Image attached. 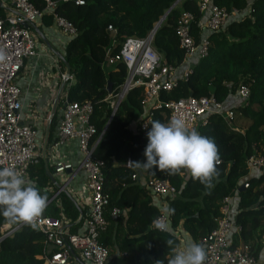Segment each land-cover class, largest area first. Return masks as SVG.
<instances>
[{"label": "trees", "instance_id": "obj_1", "mask_svg": "<svg viewBox=\"0 0 264 264\" xmlns=\"http://www.w3.org/2000/svg\"><path fill=\"white\" fill-rule=\"evenodd\" d=\"M29 1L40 10L44 7L43 0ZM174 1L83 0L78 5L64 1L58 2L53 9L70 20L76 30V34L65 43L62 58L72 76L66 98L92 103L90 121L95 127L93 137L99 136L92 155L103 161L102 186L108 194L106 210L112 207L120 210L115 218H111L108 212L104 213L107 225L97 237L108 251L105 264H154L158 259L165 260L167 264L170 249L166 241L172 239L174 247L177 243L172 230L180 225L192 241L200 243L204 233L214 226L224 196H236L237 199L232 222L238 231L233 233L235 239L231 244H236V238L241 239L250 246L255 257L261 247L264 168L260 169L259 175L246 177L247 186L241 190H238V183L248 171L245 158L251 154H264V0H211L226 10L240 9L250 2L252 10L248 16L229 20L220 29L205 31L209 41L206 54L194 56L195 62L185 79L180 75L175 78L171 89L158 92V99L162 101L209 94L218 101H224L227 93L233 92L239 83L247 86V96L231 107L230 120L237 126L230 128L215 113L207 114L205 122L195 126L201 135L212 138L219 150V179L213 181L214 187L205 188L183 171L176 175L155 168L146 171L147 178L165 179L174 187V192L165 197L166 206L175 209L169 218L171 231L162 233L151 227V221L159 213V204L152 203L145 187L131 178L134 168L124 166L127 157L131 161L144 160V136L150 130V122L159 120L165 123L167 113L163 108H152L146 128L142 132H131L127 125L134 113H142L143 116L146 110L141 103V86L136 85L127 90L111 114L105 86L109 82L111 93L116 92L125 78V68L118 63L103 71V54L113 39L111 47L116 51L125 36L144 35ZM197 2L178 0L154 30L152 46L169 65L177 66L183 59V51L178 47L173 31L180 11L186 10L193 15L191 29L194 39H198L196 23L201 13ZM41 19L49 22L52 18L50 14L43 13ZM108 24L113 31L106 28ZM59 62L65 68L62 60ZM56 123L52 114L46 141L55 132ZM32 167L35 170L32 171ZM28 175L34 177L36 186L49 199L51 193L45 191V185L50 181L42 166L29 165ZM57 196L59 207L48 200L43 213L56 217L62 211L65 216L74 218L76 205L62 191ZM5 222L0 215V225ZM41 237L38 229L27 224L13 230L0 240V264H41Z\"/></svg>", "mask_w": 264, "mask_h": 264}, {"label": "built area", "instance_id": "obj_2", "mask_svg": "<svg viewBox=\"0 0 264 264\" xmlns=\"http://www.w3.org/2000/svg\"><path fill=\"white\" fill-rule=\"evenodd\" d=\"M44 7L40 10L29 0H1L0 7V49L6 54V60L0 62V167L11 166L26 177L29 165L37 163L43 158L38 151V134L32 122L25 121V114L20 100V91L15 78L24 62L36 55V39L33 26L38 23L43 13L50 14L54 26L67 37L74 36L76 30L70 20L53 11L58 2L72 1L82 4L83 0H43ZM198 11L207 12L206 18L201 16L196 23L194 39L191 29L193 15L182 10L175 18L173 26L177 37V45L183 51V59L192 56H204L209 41L205 31L222 28L229 20H237L248 16L251 12L250 2L245 7L226 10L211 0H198ZM113 31L110 24L106 26ZM153 33L151 29L142 36L128 35L123 38L119 48L112 51L110 46L105 49L102 64L115 66L120 63L125 68V78L117 87L116 92H109L106 96L111 114L128 89L141 86V103L146 107L144 115L139 119L137 129L143 131L152 115V108H163L167 113L166 122L173 115L184 118L189 128H195L197 123H204L205 116L215 113L227 124L231 125V107L224 106L223 101L216 100L211 94L201 96H185L171 100H159L160 90H169L175 85L173 77L174 66L164 62L163 57L152 46ZM60 68L58 77L65 84L62 108L56 123L55 138L57 142L68 139L76 140L80 152V160L73 164L61 157L53 159L50 174L53 178L68 170L69 176L58 181L62 184L54 188V197L68 184L74 173L82 170L84 173L83 186L87 193V210L84 215L80 212L74 218L63 213L58 216L42 214L37 222L41 233V264H105L108 251L97 239L100 231L107 225L104 213L111 218L119 213V208L106 210L108 194L104 191L103 161L92 155L93 148L99 136L94 138L95 127L90 121L93 106L90 101H73L66 98V89L72 76L62 68L60 63H54ZM190 68L182 72L183 79L190 73ZM248 94L245 84L239 83L227 97H237L243 100ZM225 100V99H224ZM111 115L109 116L110 119ZM108 122V121H107ZM106 125V124H105ZM130 158L124 161L125 167H131ZM245 164L250 168H264V154H251L245 158ZM134 178V174L131 175ZM244 181L242 187H246ZM145 189L151 196L160 198V208L166 206L165 197L174 192V187L165 179L148 177L144 183ZM229 196L222 197L219 214L215 218L214 226L207 230L200 244L206 251L204 264H255L256 257L252 254L247 243L233 245L229 241V232L233 222L229 213ZM164 202V203H163ZM159 213L157 216L161 215ZM156 216V217H157ZM23 222H5L0 225V240L17 229ZM152 227V224H151ZM238 230V227H237Z\"/></svg>", "mask_w": 264, "mask_h": 264}, {"label": "crops", "instance_id": "obj_3", "mask_svg": "<svg viewBox=\"0 0 264 264\" xmlns=\"http://www.w3.org/2000/svg\"><path fill=\"white\" fill-rule=\"evenodd\" d=\"M1 1V0H0ZM1 8V7H0ZM2 14L3 9L1 8ZM207 12L201 14V20L206 18ZM33 31L36 39V55L32 58L27 59L24 65L21 67L19 73L15 78V83L20 91V100L22 102V109L25 114V121L32 122L37 129L38 134V151L41 154L43 151V158H39L35 167L41 165L44 170V165L51 169L49 164L53 159L61 157L63 160H67L73 164H76L80 160V152L77 149L76 140L68 139L63 142L55 141V132L51 133V137L46 141L47 136V126L49 117L54 114L55 123L59 119L60 111L63 103V96L65 95V84L62 83L58 77V72L60 68H57L54 63H60L64 55V45L68 41L69 37L62 34L53 24L52 19L46 22L40 19L38 23L33 26ZM195 62L194 56L182 59V62L174 66L173 77L177 78L185 71L187 68H191L192 64ZM105 66V64H102ZM103 69V67H102ZM241 100L237 97H227L223 101L224 106L232 107L240 103ZM143 107V106H142ZM134 113L132 120L128 123L127 128L131 132H142L138 131L137 124L142 116V113ZM198 124V123H197ZM230 128H234L237 125H233L230 122ZM229 126V125H228ZM55 129V128H54ZM137 129V130H136ZM145 142L147 144V137L144 136ZM42 156V154H41ZM145 159V158H144ZM144 161V160H143ZM141 161V162H143ZM41 162V163H40ZM132 167V165H131ZM32 171L35 168L32 167ZM45 172V171H44ZM261 173L258 168H250L247 171L246 176L242 177L238 185L242 186L246 177L257 176ZM46 174V173H45ZM134 180L139 185L144 187L146 177V171L134 169ZM47 175V174H46ZM144 175V181H141V176ZM48 176V175H47ZM69 176V171H63L61 174L57 175V180ZM27 181H33L34 177L30 178L27 172ZM49 178V177H48ZM132 178V177H131ZM50 181V180H49ZM84 173L82 170L73 174L68 180V184L61 190L68 198L76 205L77 212L75 216L80 212L82 215L86 213L87 210V193L83 186ZM54 185L50 181L45 185L46 191L52 194ZM48 200H52L55 206L59 207L60 199L58 196L49 197ZM160 198L151 196V202L159 204ZM164 203V202H163ZM237 199L236 196L230 197L229 200V215L232 220L236 212ZM59 213H62L60 211ZM44 214V213H43ZM74 216V217H75ZM70 218V217H69ZM72 219V218H71ZM237 226L231 228L229 232V241L235 239L233 233L237 232ZM177 238V243L175 247H181L186 240H191L187 232L179 225L172 230ZM239 238H236V244L243 243ZM261 247L256 255L255 264H264V233L260 239ZM234 244V245H236Z\"/></svg>", "mask_w": 264, "mask_h": 264}, {"label": "clouds", "instance_id": "obj_4", "mask_svg": "<svg viewBox=\"0 0 264 264\" xmlns=\"http://www.w3.org/2000/svg\"><path fill=\"white\" fill-rule=\"evenodd\" d=\"M5 60L6 54L0 49V62ZM150 126L146 132L144 161H129L134 169L149 171L155 168L167 171L169 175L183 171L205 188L214 187L213 181L219 179L217 165L220 157L212 138L189 128L184 118L175 115L167 123L152 120ZM47 202V195L42 194L34 181H27L14 167H0V215L6 221L23 222L35 229ZM160 212L161 215L151 221L152 227L162 233H170L169 218L175 209L163 206ZM166 245L170 249L167 264H204L206 260L203 245L195 241L186 240L181 247H174V241L168 239ZM154 264H165V260L158 259Z\"/></svg>", "mask_w": 264, "mask_h": 264}, {"label": "water", "instance_id": "obj_5", "mask_svg": "<svg viewBox=\"0 0 264 264\" xmlns=\"http://www.w3.org/2000/svg\"><path fill=\"white\" fill-rule=\"evenodd\" d=\"M178 0H175L174 3H172V5L170 7H172ZM169 7V8H170ZM169 8L157 19V21L153 24L151 30L154 31L155 28L158 26V24L161 22V20L164 18L165 14L168 12ZM62 62H63V65L65 67V71L67 73H69V70H68V67H67V64L65 63L64 59H62ZM106 90L109 92H111V86H110V83L108 82L105 86ZM44 171L45 173L48 175L49 177V180L52 182V184L54 185V187L57 189L59 188L62 184H58V181L53 178V176L50 174V170H48V168L44 165ZM242 189V186H238V190H241Z\"/></svg>", "mask_w": 264, "mask_h": 264}, {"label": "rangeland", "instance_id": "obj_6", "mask_svg": "<svg viewBox=\"0 0 264 264\" xmlns=\"http://www.w3.org/2000/svg\"><path fill=\"white\" fill-rule=\"evenodd\" d=\"M177 3V2H176ZM106 69H108V66H103V71H105ZM123 98V97H122ZM121 98V99H122ZM144 179H145V176L144 175H142L141 176V181H144Z\"/></svg>", "mask_w": 264, "mask_h": 264}]
</instances>
